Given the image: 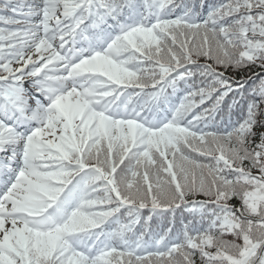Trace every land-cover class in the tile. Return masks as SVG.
Listing matches in <instances>:
<instances>
[{
	"label": "snow or ice",
	"instance_id": "snow-or-ice-1",
	"mask_svg": "<svg viewBox=\"0 0 264 264\" xmlns=\"http://www.w3.org/2000/svg\"><path fill=\"white\" fill-rule=\"evenodd\" d=\"M0 264H264V0H0Z\"/></svg>",
	"mask_w": 264,
	"mask_h": 264
}]
</instances>
